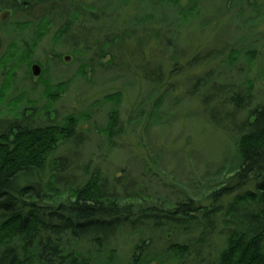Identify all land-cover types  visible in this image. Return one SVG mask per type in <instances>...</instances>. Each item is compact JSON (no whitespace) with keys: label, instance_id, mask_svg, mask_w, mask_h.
I'll list each match as a JSON object with an SVG mask.
<instances>
[{"label":"trees","instance_id":"1","mask_svg":"<svg viewBox=\"0 0 264 264\" xmlns=\"http://www.w3.org/2000/svg\"><path fill=\"white\" fill-rule=\"evenodd\" d=\"M101 1L110 4L85 7L74 0H0V14L4 8V13L8 9L13 14L34 18L13 22L8 26L12 29L4 33L8 38H20L33 28L30 45L23 42L31 48L46 28L57 23V45L69 47L75 58L81 59L89 50L88 41L70 40L76 37V30L71 27L77 24L78 29L87 15L94 22L96 16L111 9L112 3L117 12L121 1L126 2ZM141 1L143 6L152 4L151 0ZM163 1L175 4L174 0ZM37 7L35 17L33 11ZM112 22L109 19L106 27L111 32H106L103 42H96L94 57L98 59L106 51H121L114 42L120 36L113 33ZM138 22L136 18L130 19L127 28L137 29ZM7 45L5 58L3 54L0 59L2 68L13 63L15 66L17 60L28 67L33 65L29 61L30 48L21 49L15 39H9ZM62 58L63 63L70 59ZM90 67V62L84 63L80 70ZM14 73L7 74L9 81ZM153 75L154 71L148 76ZM29 76L37 78L30 69ZM204 82L207 94L202 95L201 102L211 121L216 124L215 119L221 116L216 117V112L227 104L233 105L234 112L225 117H230V125L234 123L229 132L236 139L229 170L225 173L222 166L215 174L222 179L210 177L202 186L199 183L201 189L193 194L184 189L174 190L157 180L159 189L167 192L162 197L153 191L151 184H156V180L143 167L138 185L130 173L118 177L104 174L92 158H83L86 140L77 129L75 115L52 120L47 108L27 113L17 108L13 118L0 115V264H96L94 258L103 260V264H114L111 244L123 232L138 237L131 264H151L157 260L162 264H264V103L249 111L243 121L235 122L237 111L252 103L248 92L237 84L215 83L207 87V81ZM68 84L69 81L47 83L44 95L54 101ZM8 85L4 80L0 83V107L4 106ZM20 96L24 99V94ZM118 96L102 101H115ZM212 102L214 106H207ZM109 118L105 134L112 139L121 132L115 107ZM187 179L191 181L190 177ZM190 186L198 189L196 185ZM215 239L220 240V246ZM81 242L87 250L78 247Z\"/></svg>","mask_w":264,"mask_h":264},{"label":"rangeland","instance_id":"2","mask_svg":"<svg viewBox=\"0 0 264 264\" xmlns=\"http://www.w3.org/2000/svg\"><path fill=\"white\" fill-rule=\"evenodd\" d=\"M74 1L85 7L110 4L101 0ZM121 2L117 12L113 9L116 4L112 3L111 9L96 16L94 22L87 15L88 19L78 29L77 24L71 27L76 30L73 33L76 37L70 40L87 38L88 41L89 50L81 59L75 58L69 47L57 45L54 36L59 28L57 23L44 30L35 47L30 48L28 41L33 28L20 38L15 35L8 38L4 32L12 29L8 26L13 22L34 18L13 14L8 9L4 13L2 8L0 59L3 54L5 58L7 41L15 39L21 49L30 48L29 61L40 66L41 79L37 82L38 76L30 77L29 69L31 71L33 65L28 67L19 60L15 66L14 63L4 68L0 66V83L9 82L4 106L0 107L1 118H13L17 108L26 113L47 108L50 118L58 121L75 115L77 129L86 140L83 158H92L93 164L101 165L104 174L118 177L130 173L138 185L142 181L139 173L143 167L156 180V184H151L153 191L162 197L167 192L159 189L157 180L174 190L197 193L201 189L199 183L202 186L210 177L222 179L223 176H215L220 167H224L221 170L225 173L229 170L227 166L234 155L236 139V135L229 132L234 123L230 125V117H225L226 113L234 112L233 105L227 104L225 109L216 112V117L221 115L218 118L221 124L217 118L216 124L211 121L201 102L202 95L207 94L204 81L207 87L215 83L237 84L248 92L252 103L237 111L235 122L243 121L249 111L264 103V0H174L175 4L151 0L148 6H143L141 0ZM38 8L33 11L35 17ZM71 10L74 11L73 6ZM135 18L139 20L137 29L129 30L128 21ZM109 19L113 21V33L120 36L114 42L121 51L118 53L113 48L114 51H106L107 54L98 59L94 57L96 42H103L106 32H111L106 29ZM24 41L29 45L25 47ZM62 57L70 59H64L63 63ZM88 62L91 67L82 72L80 65ZM152 71L155 76H148ZM9 72H15L10 81ZM65 81L69 84L56 100L44 95L47 83ZM195 81L201 83L194 84ZM116 94L119 96L115 101H102ZM219 98L223 99L224 94ZM114 107L121 132L107 139L105 130ZM137 238L123 232L113 240L114 264H131ZM215 240L220 246V240ZM77 244L81 250L88 249L83 242ZM93 261L104 262L96 258ZM160 262L151 264H162Z\"/></svg>","mask_w":264,"mask_h":264},{"label":"water","instance_id":"3","mask_svg":"<svg viewBox=\"0 0 264 264\" xmlns=\"http://www.w3.org/2000/svg\"><path fill=\"white\" fill-rule=\"evenodd\" d=\"M65 60L67 61L68 59H65ZM31 72L34 77H37L40 73V68L37 65H33L31 67Z\"/></svg>","mask_w":264,"mask_h":264}]
</instances>
